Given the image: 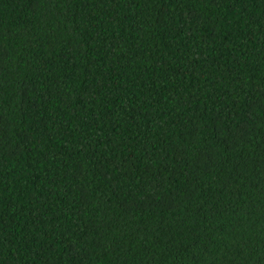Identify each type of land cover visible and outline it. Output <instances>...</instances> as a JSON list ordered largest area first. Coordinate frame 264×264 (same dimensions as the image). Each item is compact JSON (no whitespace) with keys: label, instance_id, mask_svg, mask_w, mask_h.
I'll list each match as a JSON object with an SVG mask.
<instances>
[{"label":"trees","instance_id":"1","mask_svg":"<svg viewBox=\"0 0 264 264\" xmlns=\"http://www.w3.org/2000/svg\"><path fill=\"white\" fill-rule=\"evenodd\" d=\"M0 264H264V0H0Z\"/></svg>","mask_w":264,"mask_h":264}]
</instances>
